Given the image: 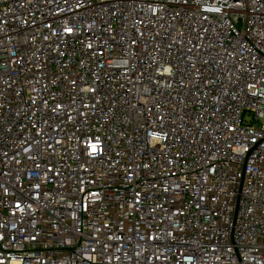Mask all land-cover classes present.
I'll return each instance as SVG.
<instances>
[{
	"label": "built area",
	"instance_id": "1",
	"mask_svg": "<svg viewBox=\"0 0 264 264\" xmlns=\"http://www.w3.org/2000/svg\"><path fill=\"white\" fill-rule=\"evenodd\" d=\"M0 264H264V0H0Z\"/></svg>",
	"mask_w": 264,
	"mask_h": 264
},
{
	"label": "snow or ice",
	"instance_id": "2",
	"mask_svg": "<svg viewBox=\"0 0 264 264\" xmlns=\"http://www.w3.org/2000/svg\"><path fill=\"white\" fill-rule=\"evenodd\" d=\"M69 31H71V30L69 29Z\"/></svg>",
	"mask_w": 264,
	"mask_h": 264
}]
</instances>
